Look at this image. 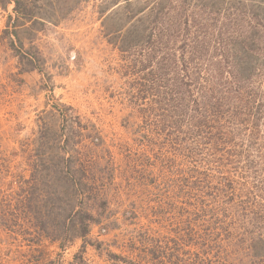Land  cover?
<instances>
[{
  "label": "rangeland",
  "instance_id": "1",
  "mask_svg": "<svg viewBox=\"0 0 264 264\" xmlns=\"http://www.w3.org/2000/svg\"><path fill=\"white\" fill-rule=\"evenodd\" d=\"M0 264H264V0H0Z\"/></svg>",
  "mask_w": 264,
  "mask_h": 264
},
{
  "label": "trees",
  "instance_id": "2",
  "mask_svg": "<svg viewBox=\"0 0 264 264\" xmlns=\"http://www.w3.org/2000/svg\"><path fill=\"white\" fill-rule=\"evenodd\" d=\"M16 4H19V2L17 1ZM223 34L224 33L220 30V32L217 34V37H219L218 39L219 41L216 43V45H214V47L217 50V55H219L222 58V61L228 63L229 59L227 56H225V53H227L228 51L226 49V43L222 40ZM255 34H256L255 32H251L250 35L247 36V38L244 41H241V43L245 47V50L243 51L244 53L254 52L253 43H254ZM237 37L238 36L236 35V39ZM246 40H248L250 43H248V41ZM233 50H235L236 52L243 53L242 48H239V46L233 48ZM185 57L186 55L184 54L183 58ZM191 58L194 61L195 59L198 58L195 61L194 65L192 66V69L193 71H196L199 74L196 75L194 79H190L188 77L186 82L184 81L183 83L184 89L179 93V97H178V112H180L181 115L184 114V117H186L189 120L188 123L192 127H194L197 130L198 128L200 129L201 133L203 134L202 137L210 136L212 141H214L213 144L214 143L218 144L221 141V139H223V137L225 138L226 136L225 131H223V129L219 127V124H221V122L223 123L224 120L222 119L225 116H228V112L230 110L227 108V102L225 97L226 90H220L214 88L211 85L210 77L202 78V74H200L201 72L200 69L203 63L201 59L202 57L196 56L195 58L192 56ZM234 58H239L237 60H234L235 68H236L235 64H237V67L238 65L240 67V68L238 67L237 70L238 76L244 79H249L250 77H253V74L257 70L256 68L259 66L258 63L259 60L256 58H249V56H245V57L241 56ZM206 60H208V58H204V63ZM188 62L189 61H187V63ZM238 88L240 87H234V92H236ZM235 113L237 114L236 111ZM149 130H150V126H149ZM165 130L166 128L164 129L161 128L159 134H166L167 132ZM180 136H178L177 138H179ZM198 136L199 135H197V137Z\"/></svg>",
  "mask_w": 264,
  "mask_h": 264
}]
</instances>
